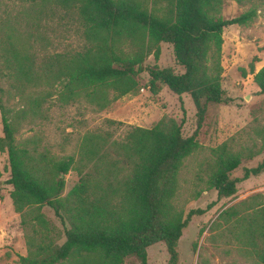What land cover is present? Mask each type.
<instances>
[{"label": "trees", "instance_id": "16d2710c", "mask_svg": "<svg viewBox=\"0 0 264 264\" xmlns=\"http://www.w3.org/2000/svg\"><path fill=\"white\" fill-rule=\"evenodd\" d=\"M159 1L164 7L149 9L141 0H0V154L8 155L7 184L26 240L27 256L18 264H149L148 249L157 244L165 245L168 264H179L184 230L216 205L185 216L181 176L202 151L210 106L234 103L222 87L224 31L252 26L264 0H231L247 9L230 19L222 17L228 0ZM162 43L173 47L182 73L145 66L149 56L159 59ZM250 68L264 95V66ZM144 72L152 93L163 85L179 97L181 122L164 116L145 129L107 119L105 130L80 136L71 154L72 133L55 144L48 138L56 113L105 111L136 95ZM185 95L196 109L190 137L183 134ZM26 131L32 134L24 137ZM247 137L237 151L230 142L210 150L193 198L204 191H215L218 202L232 198L241 183L264 174V159L246 166L264 155V126ZM72 171L79 182L64 196ZM211 230L227 253L264 264V195L222 210Z\"/></svg>", "mask_w": 264, "mask_h": 264}, {"label": "rangeland", "instance_id": "374dc122", "mask_svg": "<svg viewBox=\"0 0 264 264\" xmlns=\"http://www.w3.org/2000/svg\"><path fill=\"white\" fill-rule=\"evenodd\" d=\"M149 9L155 5L164 7L159 0H141ZM156 4H155V3ZM247 8H241L236 2L226 1L222 17L230 19L239 16ZM257 57L258 61H254ZM254 62L255 71L264 66V12H261L256 22L250 27L231 26L224 31V45L221 65L223 67L222 87L226 94L234 100L229 105H211L205 125L200 135L202 151L187 161L181 180L182 194L179 198V207L185 216L196 209H206L210 204L216 205L205 215L195 217L184 230L178 245L180 256L179 264H245V261L236 251L228 252L226 245L216 237L212 231V224L222 210L247 200L257 194L264 195V175L262 178L250 179L238 186V193L229 199L217 201L215 191H204L199 198L192 197L196 174L200 172V165L209 156L210 150L225 142L233 143L234 150L246 145L247 134L255 127L264 126V95L254 82V74L250 65ZM145 66H158L161 69L171 68L176 73H182L177 64L173 47L169 44L160 45L159 59L149 56ZM141 87L136 95L127 96L115 102L109 109L102 112L77 110L75 107L66 108L62 113H56L52 126L46 130L48 138L53 144L62 142L65 135L71 134L73 144L68 147L67 153L74 151L77 139L87 131L103 129L105 120L120 121L126 127L134 126L152 129L164 116H169L178 122L183 119L182 106L179 97L166 86H161L158 94L150 90V76L147 72L138 76ZM186 110L183 134L190 137L197 129L196 109L189 95L183 96ZM260 122H255V119ZM125 127V129H126ZM45 132V134H46ZM32 133L26 131L24 137ZM3 135L0 117V136ZM122 135L117 132L116 136ZM264 159V155L246 164L254 167ZM235 176H242V169ZM10 167L8 155L0 154V264H18L21 257L27 256L26 240L21 226L20 215L14 210L10 197L13 188L8 185ZM66 196L79 182L75 171L65 176ZM201 185L200 189L205 190ZM45 214L53 226L62 229L61 222L52 210L45 208ZM64 239L59 243L62 244ZM149 264H168L169 255L164 244H157L148 249Z\"/></svg>", "mask_w": 264, "mask_h": 264}, {"label": "crops", "instance_id": "0c3cea01", "mask_svg": "<svg viewBox=\"0 0 264 264\" xmlns=\"http://www.w3.org/2000/svg\"><path fill=\"white\" fill-rule=\"evenodd\" d=\"M263 175H264V174H263ZM263 175H262V176H263ZM262 176H260V177H258V178H262ZM252 179H257V178H252Z\"/></svg>", "mask_w": 264, "mask_h": 264}]
</instances>
